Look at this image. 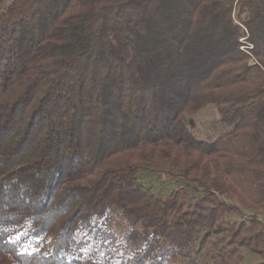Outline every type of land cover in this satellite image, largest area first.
<instances>
[{
	"label": "trees",
	"instance_id": "obj_1",
	"mask_svg": "<svg viewBox=\"0 0 264 264\" xmlns=\"http://www.w3.org/2000/svg\"><path fill=\"white\" fill-rule=\"evenodd\" d=\"M208 105L213 142L182 123ZM141 173L200 194L160 197ZM262 210L264 0L0 11V264H264Z\"/></svg>",
	"mask_w": 264,
	"mask_h": 264
},
{
	"label": "rangeland",
	"instance_id": "obj_2",
	"mask_svg": "<svg viewBox=\"0 0 264 264\" xmlns=\"http://www.w3.org/2000/svg\"><path fill=\"white\" fill-rule=\"evenodd\" d=\"M11 0H0V11L4 10ZM244 51L252 49V47L246 42V40L241 41ZM184 127L192 134V136L199 141L213 142L216 141L218 137L225 133V127L220 122V114L217 110L211 106H205L202 109L196 111L195 113L188 114L182 119ZM141 182L150 187L152 191L160 196L166 197L169 193L177 191L180 198L187 203L195 201L200 192L192 184H187L181 180H170L164 176L152 175L149 173H141ZM240 210L243 211L242 215L234 214L231 218L232 220H245L248 219L250 215L255 213L252 210H247L239 206ZM262 219L264 223V210L259 211L256 215ZM244 253L243 264H256L259 258L253 254L247 252Z\"/></svg>",
	"mask_w": 264,
	"mask_h": 264
},
{
	"label": "built area",
	"instance_id": "obj_3",
	"mask_svg": "<svg viewBox=\"0 0 264 264\" xmlns=\"http://www.w3.org/2000/svg\"><path fill=\"white\" fill-rule=\"evenodd\" d=\"M258 221H259V222H262V219L259 217Z\"/></svg>",
	"mask_w": 264,
	"mask_h": 264
}]
</instances>
